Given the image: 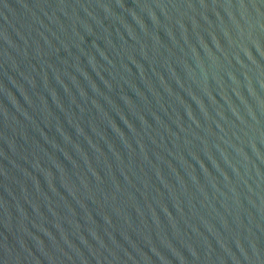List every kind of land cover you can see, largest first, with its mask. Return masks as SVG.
<instances>
[{"label": "water", "instance_id": "1", "mask_svg": "<svg viewBox=\"0 0 264 264\" xmlns=\"http://www.w3.org/2000/svg\"><path fill=\"white\" fill-rule=\"evenodd\" d=\"M0 264H264V0H0Z\"/></svg>", "mask_w": 264, "mask_h": 264}]
</instances>
